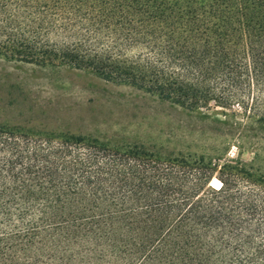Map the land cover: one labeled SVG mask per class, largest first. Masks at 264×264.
<instances>
[{
  "label": "trees",
  "instance_id": "16d2710c",
  "mask_svg": "<svg viewBox=\"0 0 264 264\" xmlns=\"http://www.w3.org/2000/svg\"><path fill=\"white\" fill-rule=\"evenodd\" d=\"M0 38L5 58L264 126V0H0ZM0 264H264V174L0 120Z\"/></svg>",
  "mask_w": 264,
  "mask_h": 264
},
{
  "label": "rangeland",
  "instance_id": "374dc122",
  "mask_svg": "<svg viewBox=\"0 0 264 264\" xmlns=\"http://www.w3.org/2000/svg\"><path fill=\"white\" fill-rule=\"evenodd\" d=\"M0 120L108 138L162 159L239 161L264 174V126L237 105L191 112L86 71L5 58L1 49ZM212 174L209 186L218 188V170Z\"/></svg>",
  "mask_w": 264,
  "mask_h": 264
}]
</instances>
